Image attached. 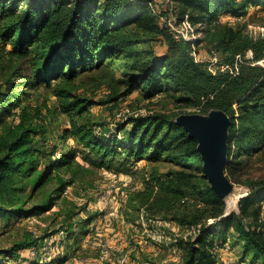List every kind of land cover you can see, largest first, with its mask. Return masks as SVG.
<instances>
[{
	"label": "trees",
	"instance_id": "obj_1",
	"mask_svg": "<svg viewBox=\"0 0 264 264\" xmlns=\"http://www.w3.org/2000/svg\"><path fill=\"white\" fill-rule=\"evenodd\" d=\"M171 1L175 4V24L187 20L196 34L206 33L223 15L240 17L249 7L264 10V0ZM163 15L154 0H0V124L22 103L25 93L18 90L21 87L51 88L63 112L83 114L93 101L73 93L72 81L80 72L101 68L107 58L130 56L134 60L132 71H125V94L139 89L144 98L151 99L168 90L176 102L196 113L219 109L229 116L227 157L231 161L225 166L229 179L242 158L259 153L264 146V33L253 38L233 29L227 31L217 43L223 54L218 64L221 68L213 72L192 55L200 39L176 38L158 21ZM132 24L157 30L164 36L166 52H137L125 32ZM247 51L252 55L245 59ZM35 115L31 117L27 109H22L19 132L3 144L0 192L16 191V177L22 173L31 176L38 164L33 136L41 125L34 123ZM175 119L164 114L130 116L119 125L115 136L97 131L96 124L72 125L63 129L62 138L70 134L77 138L98 157L93 164L99 166L109 165L105 160L121 156L122 149L135 159L164 158L180 168L166 173L163 180L154 178L158 186L156 204L169 210L184 198H197L214 219L210 224L188 221L197 227L194 235L182 242L184 256L180 264H216V248L225 247L230 235L241 242L243 254L249 255L251 262L264 264V181H249V193L239 200L238 212L225 214L224 200L211 191L201 174L196 140ZM63 154L46 170L67 168L76 156L73 149ZM42 175L38 172L33 184L49 181V172L44 180ZM66 185L68 182L63 181L58 191H64ZM24 212L21 207L7 209L0 205V217L7 220ZM178 220L186 224L185 219ZM75 236L72 232L65 238L76 240ZM18 246L0 253L14 258Z\"/></svg>",
	"mask_w": 264,
	"mask_h": 264
},
{
	"label": "rangeland",
	"instance_id": "obj_2",
	"mask_svg": "<svg viewBox=\"0 0 264 264\" xmlns=\"http://www.w3.org/2000/svg\"><path fill=\"white\" fill-rule=\"evenodd\" d=\"M154 2L164 13L158 21L176 38H182V22H174L173 1ZM230 29L253 38L262 35L264 10L249 7L240 17L223 15L206 33H195L194 39H200L197 50L192 51L196 61L205 62L213 72L221 68L218 64L223 54L217 43ZM125 32L139 53L166 52L164 36L155 29L132 24ZM251 55L247 51L245 59ZM133 60L130 56L107 58L101 68H89L77 75L72 81L73 93L93 101L81 115L63 112L51 88H18L25 95L20 106H15L12 115L0 124V156L5 153L3 144L19 132L17 126L25 108L31 117L37 112L33 121L41 125L39 133L33 136L38 164L31 176L22 173L16 177V191L0 192V205L25 210L22 216L10 220L0 217V251L20 245L14 258L0 253V264H180L184 256L182 242L193 236L197 227L188 221L214 222L208 207L197 198H184L169 210L156 204L158 186L154 178L163 180L166 173L180 169L171 161L135 159L121 149V156L110 162L105 160L109 165L99 166L93 164L98 157L89 153L77 138L71 134L62 138L63 129L72 125L96 124L97 131L115 136L119 125L130 116L164 114L175 119L181 114L196 113L176 102L168 90L151 99L144 98L139 89L125 94V71H132ZM68 149H73L76 156L67 168L46 170ZM227 159L229 163L231 158ZM38 172L43 173L42 180L49 172V181L33 184ZM229 180L233 190L223 199L225 214L238 212L239 200L249 193V181H264V146L259 153L242 158ZM63 181L68 185L64 191H58ZM31 209L37 210L29 212ZM261 217L264 222V202ZM179 218L185 219L186 224ZM83 228L88 231L82 233ZM72 232L76 240H66V234ZM225 245L216 248V264H260L251 262L250 256L243 254L241 242L231 235Z\"/></svg>",
	"mask_w": 264,
	"mask_h": 264
},
{
	"label": "water",
	"instance_id": "obj_3",
	"mask_svg": "<svg viewBox=\"0 0 264 264\" xmlns=\"http://www.w3.org/2000/svg\"><path fill=\"white\" fill-rule=\"evenodd\" d=\"M188 136L197 142L202 160V172L211 191L225 199L233 190V184L225 174L228 163V137L230 118L222 110L213 109L207 114H181L175 119Z\"/></svg>",
	"mask_w": 264,
	"mask_h": 264
},
{
	"label": "built area",
	"instance_id": "obj_4",
	"mask_svg": "<svg viewBox=\"0 0 264 264\" xmlns=\"http://www.w3.org/2000/svg\"><path fill=\"white\" fill-rule=\"evenodd\" d=\"M181 37L186 40H193L195 38V32L193 26L189 21L185 20L182 22V33ZM193 37V39H192ZM224 68V67H222Z\"/></svg>",
	"mask_w": 264,
	"mask_h": 264
}]
</instances>
